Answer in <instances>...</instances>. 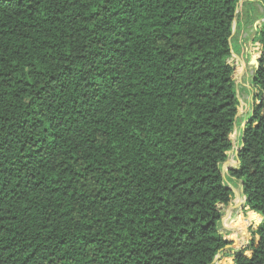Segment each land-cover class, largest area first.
I'll use <instances>...</instances> for the list:
<instances>
[{"label":"trees","instance_id":"obj_1","mask_svg":"<svg viewBox=\"0 0 264 264\" xmlns=\"http://www.w3.org/2000/svg\"><path fill=\"white\" fill-rule=\"evenodd\" d=\"M241 1L0 0V264H212L236 243ZM258 62L231 174L263 220L236 264H264Z\"/></svg>","mask_w":264,"mask_h":264},{"label":"rangeland","instance_id":"obj_2","mask_svg":"<svg viewBox=\"0 0 264 264\" xmlns=\"http://www.w3.org/2000/svg\"><path fill=\"white\" fill-rule=\"evenodd\" d=\"M238 12H240L239 22L247 21V24L237 31L235 23V34L241 46L235 45L238 49L237 53L233 54V52L232 56L227 59L234 69L233 77L240 104L236 125L231 135L234 145L228 152L227 159L222 163L224 180L228 187L232 188V195L229 204L222 206L223 216L220 225L221 231L233 235L236 243L228 245L220 252L217 258L218 264H236L235 255L239 252L250 256L251 247L260 238L258 229L262 222L261 214L246 205L242 180L234 177L231 171L239 167L238 152L241 148L242 133L249 124L255 105L260 103V100L256 99L259 90L253 85L252 78L264 50V44L259 37V29L264 21V0H242ZM249 20H258L255 27L253 22L248 23ZM252 213L256 215L253 217ZM240 216L246 221V225L242 228L245 230L243 232L238 230ZM213 264H216V261Z\"/></svg>","mask_w":264,"mask_h":264},{"label":"crops","instance_id":"obj_3","mask_svg":"<svg viewBox=\"0 0 264 264\" xmlns=\"http://www.w3.org/2000/svg\"><path fill=\"white\" fill-rule=\"evenodd\" d=\"M258 20H254V21H252L253 23H254V27H255V25H256V22H257ZM236 23V26H238L237 25V22H235ZM236 26H235V29H234V33H235V30H236ZM246 25H245V22H242V27H245ZM240 45V44H239ZM241 46V45H240ZM233 54H235V52L233 53ZM261 218H262V215H261ZM220 254V253H219ZM219 254H218V256H219ZM216 257V259L214 260V261H216V264H218V259L217 258H219V257ZM226 263V262H225ZM213 264V263H212Z\"/></svg>","mask_w":264,"mask_h":264},{"label":"water","instance_id":"obj_4","mask_svg":"<svg viewBox=\"0 0 264 264\" xmlns=\"http://www.w3.org/2000/svg\"><path fill=\"white\" fill-rule=\"evenodd\" d=\"M234 29H235V23H234ZM258 64H259V62H257V66H258ZM234 145V144H233ZM223 174V173H222ZM223 176H224V174H223ZM242 185H243V182H242ZM230 188V187H229ZM230 189H232V188H230ZM262 220H263V217H262ZM218 256V255H217ZM216 256V257H217ZM216 259V258H215Z\"/></svg>","mask_w":264,"mask_h":264}]
</instances>
